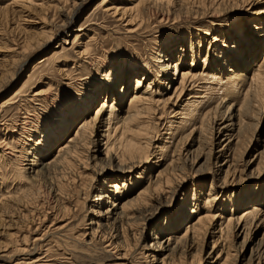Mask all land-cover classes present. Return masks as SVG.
Returning <instances> with one entry per match:
<instances>
[{"label": "rangeland", "instance_id": "obj_1", "mask_svg": "<svg viewBox=\"0 0 264 264\" xmlns=\"http://www.w3.org/2000/svg\"><path fill=\"white\" fill-rule=\"evenodd\" d=\"M103 1L0 0V104L10 103L0 109V125L5 123L0 126V157L4 148H14L11 153L18 156L20 149H27L30 144L41 154L40 144H35L45 133L43 126L61 116L57 121L68 123V130L51 146L50 153L55 154L58 145L65 142L82 119L93 116L101 103H112L113 94L118 99L121 90L126 95L120 102L125 109L135 79L141 81L143 89L150 87L148 91L156 100L167 98L175 84H168L166 75L173 74L172 66L180 62L181 54L182 70L191 69L195 75L194 88L176 106L153 104L151 114L141 118V127H133L142 128L145 133L134 131L136 139L131 137L130 142L132 133L125 135L134 146L147 143L143 146L145 151L137 153V159L128 161L130 165L127 161L122 163L127 164L124 168L128 172H116L115 159L109 163L100 153L99 160L82 161L65 176L50 179L53 184L43 177L38 179L28 190L31 194L28 200L22 194L17 195L19 202H6L2 198L0 264H15L45 250L47 260L43 264H161L163 258L165 264H257L259 260V264H264V224L257 225L255 221L250 224L252 220L248 219L247 226L238 230V237L230 227L233 223L228 226L231 230L224 226L226 219L236 220L258 202L263 203L259 210L264 211V90L253 103L243 104L253 67L245 71V85L241 83L239 95L226 94L227 88L225 92L219 89L225 78L221 84L215 83L218 82L215 77L222 79L229 75L226 72L229 68L236 69L231 65L236 53L252 65L262 61L264 0H190L188 3L144 0L147 5L141 0H109L128 4L123 14L122 11L113 14V9L107 11ZM137 4L140 9L131 11ZM133 14L135 17L131 18ZM171 54L174 57L170 68L159 73L156 59ZM110 69L119 73L116 81H121L114 80L113 89L108 87ZM84 81L89 83L84 86ZM88 90L93 94L87 99ZM33 95L42 98L40 106L29 102ZM83 101L88 106L85 116ZM23 105L29 111L26 116L33 120L34 136L28 140L26 135H18L24 118ZM242 105L248 108L243 110ZM120 106L115 104L117 109ZM70 107L75 109L73 114L62 112ZM104 110L105 121L108 108ZM56 128L62 129L61 125ZM102 129L98 127L94 132L92 139L96 144H100ZM142 133L147 137L149 134L148 139ZM49 136L53 141L55 135ZM85 153L89 155V150ZM33 155L31 152L26 159L31 160ZM5 158L8 157L0 159L1 178L10 175ZM170 160L173 163L167 167ZM162 167L167 169L169 182L165 181L162 183L165 187L154 191L155 176ZM100 168H105L103 176L97 175ZM114 178H119L118 186L125 200L135 198L147 184L151 186L147 204L135 206L143 215L148 210V215L143 217L145 221L141 217L134 220L128 232H124L125 246L117 247L109 244L121 242V234L118 231L113 234L119 223L112 225L111 230L104 215L109 206L106 203L113 202L115 193L112 188L102 186L104 180L105 185H110ZM99 194L105 198L98 201ZM208 211L213 215L206 234L191 242L183 255L166 257L167 254L159 253L154 260L147 258L145 248L155 235L161 241L171 234L181 236L194 217ZM97 226L98 235L108 234L104 241L99 240L100 235L90 241V229ZM18 248L25 250L21 252Z\"/></svg>", "mask_w": 264, "mask_h": 264}, {"label": "bare ground", "instance_id": "obj_2", "mask_svg": "<svg viewBox=\"0 0 264 264\" xmlns=\"http://www.w3.org/2000/svg\"><path fill=\"white\" fill-rule=\"evenodd\" d=\"M108 1L109 0L103 1L104 2L103 4H105L104 7H105V9H107V11L108 10L110 11V10L113 9V14L116 13V12H118V11H122V14L125 13L126 7H127L128 4L123 3V2H112V1L111 2L109 1L108 2ZM141 1H143V3H145L147 5V3L144 2V0H141ZM162 1L168 2L170 0H155V2H157V3L158 2L162 3ZM183 1L188 3L190 0H183ZM151 2H149V3H151ZM148 5H150V4H148ZM137 7H138V4L135 7H133L132 9H130V10L131 11L132 10H135V9H137ZM139 9H137V10H139ZM128 13H130V12H128ZM134 15L135 14H133V16L131 18L135 17ZM132 21H133V19H132ZM178 50L180 52H183V49L182 48H180ZM174 53L175 52H173V55H174ZM173 55L172 54L169 55V56L165 55V56H162L160 59H158V58L156 59L155 58L156 59V65H157L156 67H158V69L161 70L159 73L162 74L163 72H165L167 70V68H170L171 59L174 57ZM178 58H179V61L182 62L183 54L179 55ZM233 60L235 62H237L238 65H236V63H234V61L232 62L231 65L233 66L232 68H236V69L235 70H231L229 68L226 71L229 75L227 77H223L222 79H220L218 77H215L216 78V81H218V82H215V83L221 84V82H222L221 80H224V78H225L224 84L222 86L223 88L221 87L222 89L221 88H219V89L220 90H223L222 92H225V90L227 88L229 90H227V93L226 94H228V95H231V94L232 95H235V94L236 95H239L240 90H242L241 89L242 88L241 83H242V85H245L244 81L246 79V75L244 73H245V71L247 70L248 67H250V68L253 67V75H252V77L250 79L247 80V84H248L247 86L248 87H247V90L245 91L244 97H243V100H244V103L243 104L246 103L245 105H247V104L249 105L250 103H253L256 100V98L258 99V96L262 95V94H259V93H261L264 90V57H263L262 61H260L258 63H254L253 65H252V62L248 61V59H245L244 60L239 55V53H236V55L233 58ZM180 62H175V64L172 66L173 67V74L166 75V76H169V78H168V84H175L174 85L173 92L167 98H163V100H161V99H157L156 100L154 98V96H153V93H151V92L148 91V89L150 87H147L146 89H143L144 86L141 83V81H139L138 79H135V84H134L135 87L133 88L132 93L127 98L128 104H127V107L125 109L122 108V103H120L121 102V98H123L122 96L124 95L123 90H121L120 91V96H119L118 99L116 98V94H113L112 103H110L109 105H106V103H101L99 109L96 111V113L93 116L92 115H88L87 117H85L84 119H82V121L76 126L75 131L68 138H66L65 142L62 143L61 145H58V147L56 148L55 154H51L50 153L51 146H53V143H55V141L58 138L64 137V135L66 134V132L68 130V123L65 122L63 124V122H62V124H63L62 125V124H60L59 121H57L58 118H61V116H59V117H56L55 116L56 119H53V120L50 119L43 126L44 127L43 129H46L45 130V133L43 135H41V140H39V142H37V143L35 142L36 143L35 145L40 144V147H41V151L40 152H41V154L38 153L37 151H35L36 146L33 147L30 144L31 146L29 145V147L27 149H20L21 151L18 152V156H17V155H15V153L14 154L11 153V152H14L13 151L14 148H13V150H10L9 148H4V147L7 146V144L5 143L6 146L3 147L4 150L3 149L1 150L2 152H1L0 159L3 158V157H6V156L8 157V158H5V160L7 159V161H8L5 168L8 169L7 172H9L10 175H9V177L6 175L7 176L6 177V176H3L4 175L3 174L2 175L3 178L0 177V179L3 180V182L0 181L2 183V186H3L2 193L0 195V199H1L0 202H2L3 199L6 202H7V200H10L9 202H12V200H17L18 201L20 199V198L19 199L17 198L19 196V194H22L21 197L22 198H25L24 200H26L27 198H29V195H31V194H29V191L28 190L31 189L30 187L33 188V186H35L38 183V181H39L38 179H40V178L43 177L44 179H47L50 182L51 181L50 179H53V178L54 179L55 178L57 179V176L63 175V174H65L68 171L70 172V170L72 168H74L78 163L80 164L82 161L83 162H86V160L97 161L98 154H100V153H102L104 155V157L108 160L109 163L112 161V159H115V161L114 160L113 161L116 162L115 163V165L117 166V167L115 166L116 167V170H117L116 172H118V173H126V172H128L129 171L128 168L127 169L124 168L125 166H127V164H125V166H124V165H122V163H124L125 161L128 162V161L136 158V155H138L137 153H139V152L141 153L145 149L143 146H146L147 143L146 142L144 143V141H143V146H140L141 144H139V146H134V143L133 142L128 143V141H127V138L128 137L125 136V135L127 133L128 134H131L132 133V136H129L130 138H128V140H129V139H131V137H135L134 136L135 135L134 134V131L135 132H143L142 131L143 130L142 128L141 129L140 128L134 129L133 127H141V124H142L140 122L141 118H145L146 116H148V115L151 114V112L153 110V104L162 103L163 105H173V106H176L178 104V102H180L182 100V98L184 97V95L186 94V92L189 91V93H190V90L193 87V83H194V79H195V75L192 72L193 70H191V69H188V70H184L183 69L182 70V68H181V66H182L181 64L182 63H180ZM110 70H112V73L110 75L111 76L110 79H109L110 84H109L108 87L111 88V89H113L114 86H115L114 80L116 81L117 74H119V73L116 72V71H114L113 69H110ZM161 74L158 75V77L161 76ZM107 75L108 74H105V77H108L109 76V75L108 76ZM211 76H215V75H211ZM90 77H87V78L90 79ZM122 77H123V79L126 78L125 75H122ZM170 77H172V78H170ZM86 82L89 83V81H84V86H85ZM116 82L117 83L118 82L120 83L121 81L117 80ZM95 87H96V85L92 86L91 89L92 90H95V89H93ZM167 88H168V85H167ZM200 90H202V89H200ZM191 92H192V90H191ZM189 93L187 95H190ZM91 94H93V92L88 90L87 91V94H86V98L87 99L90 98V95ZM226 94H224V95H226ZM124 96H126V95H124ZM225 97H227V96H225ZM259 100H260V98H259ZM42 101H43L42 98H38L37 95H33L31 101L29 100V102L35 103L36 105H39ZM187 102H188V100H187ZM257 102H258V100H257ZM9 104L10 103H7V102H5L3 104H0V109L5 108ZM82 104H83L82 105V107H83V114L85 116V113L88 112V110H86L88 108L87 102L86 101H83ZM115 104H119V105L121 104V106L117 109L115 107ZM185 106H187V104ZM243 106L244 105H242V107ZM106 107L108 108V110H107L108 111V115H107V118L104 121V119H102V115L105 113V110L104 109ZM245 107L248 108V106H244L243 107L244 108L243 110H245ZM229 109H230V106L227 107L226 112H228ZM240 109H242V108L240 107ZM23 111H24V113H23V117L24 118L21 117L22 118V120H21L22 122H21V127H20V130H19L18 135H19V137L20 136H23L24 137L26 135L25 136L26 137L25 140H28V139L33 138V136H34L31 133V130H32V127H33V120H32V118H28L29 116H26V115H29L28 114L29 111H28V108L26 107V105H23ZM73 111L75 112L74 107H70V108H65V110H63L62 112H66L67 114H71V113L73 114L74 113ZM237 112H238V110H237ZM116 113H118V114H116ZM223 117L225 118V116H223ZM237 119H239V116H238ZM102 120L104 122H102ZM102 123H103V126H102ZM135 123H137V124H135ZM3 125H5V123H3V124L1 123L0 126H3ZM57 125H61L62 129L61 130H58L56 128ZM231 125H232V123H231ZM237 125H238V127L240 126V121L238 122ZM34 126H35V124H34ZM98 127L103 128L102 131H101V137L102 138L100 139V144L94 143V141L92 139V137L94 135V132L96 131V129H98ZM227 127L225 126V128H227ZM177 130H178V127H177ZM51 133H53L55 135V138H54L53 141H50L49 140L50 139V136L49 135ZM143 133H145V132H143ZM142 134H140V135H142ZM143 135L145 136V138L147 137V135H145V134H143ZM151 136H153V135H151ZM148 137H149V134H148ZM148 137H147V139H148ZM231 137H229V138H231ZM137 138H139V137L137 136ZM135 139H136V137H135ZM170 140H172V138ZM130 141L131 140H129V142ZM132 141H134V140H132ZM12 142H14V141H12ZM30 142H33V141L30 140L29 143ZM132 143H133V146H132ZM1 144H2V142H1ZM33 144H34V142H33ZM136 144H138V142H136ZM5 150H10V151L7 152V153H5L6 152ZM15 150H16V148H15ZM88 150H89V153H88L89 155H84V154H87L85 152L88 151ZM31 152H33L34 155L32 156V159L31 160H27L26 158L28 157L29 154H31ZM8 154H10V157L8 156ZM141 158L142 157H140V159ZM109 160H111V161H109ZM144 160H143V162H144ZM162 160L163 159H159L158 161H162ZM169 162L170 163H168L167 167L171 163H173L172 160H170ZM128 163L130 165V162H128ZM80 166H82V165H80ZM95 166L96 165H94V167ZM131 166H129V167L131 168ZM134 166L135 165H133V168H134ZM172 166H173V164H172ZM2 167H4V165ZM104 169L105 168L101 169V171H99L97 173V175H102L103 176V174H105V172H106ZM162 169H163V167H162ZM162 169L155 176V180H154V184H153V186L155 188V189L153 188L154 191H156L157 189H160L161 186L165 187L166 185L165 186L162 185V183L165 184V181H166V183L169 182V177L166 176V175H168L167 169L166 168L163 169V170ZM3 172H6V170H4ZM12 175H16L17 177L12 176ZM27 175H31V177H28ZM63 176H65V175H63ZM114 180L115 181L113 183H111L110 185L109 184L108 185H105V183H104L105 180H104L103 183H102V186H103V188L104 187H106V188L107 187H110L109 189L112 188L114 190V193H115L113 195V197L111 198V200L113 202L110 203V202L107 201L106 204H107V206L108 205L109 206L106 209L104 215H107V220H108L107 221V224L110 225L111 227H112V225L114 226L115 223H119V225L117 226V228H116V225H115L113 234L115 233V231H118V233L121 234V242H120V240H118L119 243H116V242L111 243L110 241H108V242H110L109 246H113L114 245V247H117L119 244H121V245L123 244L124 245L126 243L127 239L125 237L126 235H125L124 232L126 230L128 232V229H130V226L132 227L131 223L133 224V222H135L134 220H137V218L139 219V217H141V218L144 217L145 218V216L148 215V214H146L147 211H148L147 209H146L147 211L145 212V215H143L144 212H142V211H141L142 213L140 211L138 212L137 209H140V208H136L135 206L138 207V206H143V205H146L147 204V200L148 199H146V198L148 197V194H149V196H151L150 195V190H149L151 186L148 187L149 185L147 184V186L145 188L143 187L139 191V193L136 194V197L135 198L134 197H129V198H127L125 200L124 195H122L121 189L118 186L119 178H114ZM52 181L50 182L51 184H53ZM59 186H61V185H59ZM158 191L155 192V193L157 194ZM108 192L110 193V190L108 191V189H107V194H108ZM31 193H33V192H31ZM152 193H154V192H152ZM103 198H105V197L102 196V194H99L97 200L99 201V200H101ZM9 202H8V205H9ZM115 202H118V203H116L117 205L115 204ZM5 203H3V208L5 207L4 206ZM13 204H16V203H13ZM258 204H259V202H258ZM258 204L257 205H253V207H251V208L249 207L250 208L249 209L250 211L248 210V212L247 211L246 212H243L244 214H242L236 220H231V218L226 219V223H224L225 224L224 226L227 228L228 226L232 225V223H233V225L230 226V227H232L233 231H235V235L234 236H237L238 237V230L240 228H242L241 226H244V227L247 226V224H246L247 222L246 221L248 219H251L252 220V222L250 224H252L255 221L254 223H256L257 225L258 224L263 225L264 224V211H262L261 209L259 210L260 207L262 208L263 203H260L259 205ZM134 207L136 209H134ZM5 209H6V207H5ZM6 211H8V210H6ZM143 211H145V210H143ZM194 213L197 214L196 212H194ZM4 214H5V212H4ZM149 214H150V212H149ZM211 215H213V214H211L209 211L207 212L206 215H203V216L201 214H198L196 217L193 218V220H191V222H189L185 226L184 231L181 234V236L176 237L173 234H171L168 237H166L165 240L161 241L160 240V237H158L157 235H155L153 237V239H152L153 242L148 247L145 248V249H147V251L145 252V253H147V258H150L151 260H154L155 257L159 253L162 256L164 254L165 255L167 254L166 257H168V255H170L172 257H174V256L175 257H180L181 255H183V250L188 249L191 242H195L196 240H198L199 238H201V236H204L206 234V232L208 230L207 228L209 226L208 223L210 224V222L212 221ZM1 216H2V213L0 212V217ZM144 218L142 219L143 221H145ZM223 222H225V221H223ZM223 222H221L220 228L222 227V223ZM97 229H98V226L95 229L93 227L90 229V231H91V234H90L91 239H90V241L94 238L95 235H98L97 234V232H98ZM107 230H105V231H107ZM111 230H113V227H112ZM111 230L110 231L108 230V232H111ZM100 233H101V230H100ZM134 234L135 233H132L131 234V237L132 238H134ZM107 235L108 234H106L105 232H102L101 235H100V237H99V240L104 241V239L107 238ZM110 235L112 237L114 236V235H112V233ZM111 236H110V239L112 238ZM244 238L245 237H243V242H244ZM259 245H261V243ZM127 246H129V245H127ZM120 248H121V246H120ZM18 249L21 252H23L25 250L24 248L23 249L22 248H18ZM262 252H264V248H263ZM261 257H262V255H261ZM163 259L161 260V264H165L164 261H163ZM44 260H47V250L41 251L39 253H36V255H34L33 257H29L27 259L18 260V261H16L15 264H43L42 262ZM259 261L257 262V264H259ZM261 264H263V263H261Z\"/></svg>", "mask_w": 264, "mask_h": 264}]
</instances>
